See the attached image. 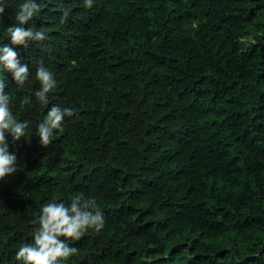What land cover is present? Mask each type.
Instances as JSON below:
<instances>
[{
    "label": "trees",
    "instance_id": "trees-1",
    "mask_svg": "<svg viewBox=\"0 0 264 264\" xmlns=\"http://www.w3.org/2000/svg\"><path fill=\"white\" fill-rule=\"evenodd\" d=\"M20 2L3 0L0 45L29 78L3 79L32 123L0 180V264L33 242L43 204L76 194L105 225L64 264H264V0H37L24 26L45 36L25 46L6 31ZM40 65L56 80L47 104ZM53 104L73 116L41 146Z\"/></svg>",
    "mask_w": 264,
    "mask_h": 264
},
{
    "label": "clouds",
    "instance_id": "clouds-1",
    "mask_svg": "<svg viewBox=\"0 0 264 264\" xmlns=\"http://www.w3.org/2000/svg\"><path fill=\"white\" fill-rule=\"evenodd\" d=\"M93 0H84L85 7H91ZM4 11L0 0V13ZM40 12L37 0H21L15 13L16 23L6 31L11 44L25 46L27 42L44 38L45 33L32 26L25 27ZM11 74L12 80L19 86L29 78V69L22 63L15 48L9 44L0 45V180L13 174L17 169V157L10 151V144L25 137L29 130V120H17L10 108V97L5 91L6 81L3 73ZM35 77L39 88L33 93L42 103L47 104L48 93L56 86L53 73L45 66L36 68ZM25 96L21 105L29 103ZM71 107L53 104L46 116L36 123L34 135L41 146H47L54 138V130L63 127L65 117H72ZM38 226L32 232V243L21 244L16 252L17 264H64V261L76 249L70 241L79 239L89 229L99 232L105 225L102 209L93 196L72 195L66 204L63 200H52L40 207L36 218Z\"/></svg>",
    "mask_w": 264,
    "mask_h": 264
}]
</instances>
